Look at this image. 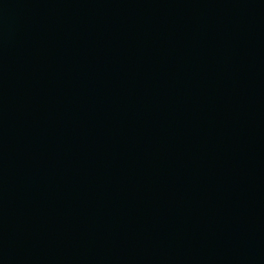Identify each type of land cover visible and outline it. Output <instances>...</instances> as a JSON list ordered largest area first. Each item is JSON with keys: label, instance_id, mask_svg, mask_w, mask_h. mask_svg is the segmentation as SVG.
Returning <instances> with one entry per match:
<instances>
[{"label": "water", "instance_id": "1", "mask_svg": "<svg viewBox=\"0 0 264 264\" xmlns=\"http://www.w3.org/2000/svg\"><path fill=\"white\" fill-rule=\"evenodd\" d=\"M0 264H264V0H0Z\"/></svg>", "mask_w": 264, "mask_h": 264}]
</instances>
